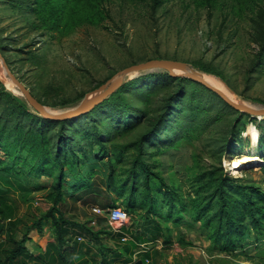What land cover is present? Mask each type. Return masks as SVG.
Returning a JSON list of instances; mask_svg holds the SVG:
<instances>
[{
    "label": "rangeland",
    "instance_id": "rangeland-1",
    "mask_svg": "<svg viewBox=\"0 0 264 264\" xmlns=\"http://www.w3.org/2000/svg\"><path fill=\"white\" fill-rule=\"evenodd\" d=\"M262 5L264 0H161L158 6L153 0H0V50L18 78L54 113L77 107L88 94L89 98L97 96L99 93L93 91L118 70L150 58L179 60L183 68L175 71L213 76L238 102L262 107L264 62L250 72L259 49L254 19ZM167 74L170 71L166 68L130 72L121 87L87 114L79 129L86 134H75L72 152L80 158L81 170L88 156L98 157L100 163L75 184H66L60 204L64 215L83 220L92 213L107 215L98 213L95 207L128 209L133 194L126 183L138 154V139L168 96L179 88ZM182 86L172 114L157 135L146 141L145 157L153 169L186 199L193 193L192 185H196L192 178L207 169L223 171L239 183L264 190V116L229 106L201 83L186 80ZM20 101L27 102L32 113H38L12 82L0 59V131L5 126L2 146L15 151L14 160L19 153L36 155L30 148L41 142L36 138L33 143V133L27 142H21L30 129L43 125L48 136L54 132L55 139L58 136L56 123L28 113L10 114L9 105ZM74 121L65 135L76 127ZM252 128L258 131L255 142L250 137ZM99 136L105 140L100 142ZM0 156L5 163L9 161L2 148ZM242 156H255L258 161H245L238 167L233 160ZM29 157L10 165L16 169L18 179L6 171L0 176L4 191L0 196L15 205L13 219H18L22 231L24 223L31 225L50 206L46 195L51 177L58 171L50 163L43 174L42 160L31 161ZM68 159H75L73 153ZM105 170L111 174L112 187L100 172ZM71 179L66 176L65 183ZM139 180L138 191H143V175ZM153 182L156 193L160 183L157 178ZM19 184L28 187L27 202L21 197ZM160 194L159 213L153 216L167 226L162 215L170 208ZM141 199L139 195L138 201ZM146 211L143 208L140 213ZM170 227L189 242L181 245L174 238L170 245L177 264H254V236L247 253L238 250L228 254L210 252V242L195 229H187L183 221L179 227ZM157 236L165 241L163 235Z\"/></svg>",
    "mask_w": 264,
    "mask_h": 264
},
{
    "label": "trees",
    "instance_id": "trees-1",
    "mask_svg": "<svg viewBox=\"0 0 264 264\" xmlns=\"http://www.w3.org/2000/svg\"><path fill=\"white\" fill-rule=\"evenodd\" d=\"M153 1L154 6H158L161 2V0ZM254 20V37L259 44V49L254 64L251 67V73L255 72L257 67L264 62V5L259 8L257 18ZM6 60L9 64L7 58ZM165 76L175 81L177 85H179V88L173 94L168 96L161 107V111L153 117L150 127L145 130L138 139V154L133 160V168L130 171V181L126 183L129 184L133 195L128 200V209H125L129 211L133 217L142 219L148 225L154 227L158 232H161L166 243H173L174 238L177 239L181 245L189 243L188 241H185L181 233L177 234L173 231V228L170 227L172 225L174 227H179L182 224V221L187 229H195L210 242V252L220 251L231 254L234 251L238 252V250H242L247 253V246L250 245V238L254 236L257 238V242L256 245L253 246L256 250L255 256L252 257V259L255 260L253 262L254 264H260L261 262L264 263V190L262 188L255 185L239 183L235 179L227 176L223 171L207 169L201 171L196 177L192 178V182H196V185H192L193 193L186 199L175 188L166 183L158 171L154 170L151 163L147 161L145 157L146 141L152 137V135H157L158 130L161 129L164 121L172 114L175 99L179 93L178 91L183 89V83L186 80L201 83L186 76H174L171 74ZM7 95L12 97L11 93H7ZM38 99L42 101L40 98ZM20 102L21 103L15 105H9L8 108L10 114L28 113L29 115H32L33 118H41V120L46 122L56 123L58 124V136L56 137L57 139H55L56 132L51 133L50 136H48L49 132L43 127V125L37 129H30L24 140L21 141L22 144L27 142L28 139L33 136L32 133L34 134L33 143L36 138H38L41 143L30 148V152L36 154L34 156L29 157L28 155L25 156L20 153L15 154L16 163L18 161L17 159L24 160L29 157L31 158V161L42 160V163L45 164L42 169L43 174L47 171V167L50 163H53L58 168V171L53 177H51L52 173L48 174L49 177L52 178V182L49 186L50 192L47 193L46 200L51 203V205L39 217H37L38 219H36L31 225L24 223L25 228L23 231L19 229L18 235L13 229V225L16 227L18 225V219H13L16 213V207L7 197L0 196V233L7 230V228H9L10 232L7 239V246L10 247L4 249L5 256L4 259L0 260V264H16L15 261L23 250L25 241L29 238V229L31 227L41 228V222L43 219L51 220L52 222L54 235L59 244L56 251L60 257L61 263L89 264L90 261L85 256L81 241L74 238L72 244L68 245V248H65V245L70 242L69 230L72 227H79L86 230L87 233H90L94 238H99L100 233L105 231V229L102 231H95L93 230V227L89 226L86 222H78L67 218L66 215H64L60 204L63 200L66 184H75L88 172L89 169L97 167L100 163L98 157L88 156L86 166L81 170L78 168L80 158L78 159V155L75 151L72 152L75 148L73 137L79 132H83L82 136L86 134L84 130L79 131V129L81 128L85 117L91 113L89 111L83 115L68 119H49L37 115L39 112L37 114L32 113L27 102ZM226 104L231 106L227 102ZM72 120H75L74 122L76 124L74 126L76 127L71 129L69 134L65 135L68 129L71 128L69 127V124ZM4 128L5 126L0 131V148H2L7 154L9 161L5 163V160L0 156V165L5 166L4 169L0 168V176L2 171H6L7 174L18 179L19 175L16 169L10 167V165L15 162L13 157V152L15 151L12 150V152L8 147L4 148L2 146V132L4 131ZM58 137L60 139H58ZM98 140L103 142L105 138L99 136ZM16 142L19 141L17 140ZM133 145H135V143H133ZM72 153L75 159L69 160L68 158ZM100 172L107 176L108 187H112L113 183L111 180V174L107 175L106 170ZM30 174L31 172L27 175L30 176ZM140 175H143V191H138ZM66 176L72 177L67 183H65ZM2 178L6 179V177ZM154 178H157L160 183L158 184L159 186L156 187V193L153 191ZM18 188L23 191L21 192V197L27 202L28 198L25 196L29 193L27 192L28 187L19 184ZM0 191L4 192L1 189V185ZM160 193L165 196L163 202L170 208L168 213L162 215L167 226H164L160 220L153 216L159 213L157 212V201L161 198ZM139 195L142 196L140 201H138ZM143 208L147 210L145 214L140 213ZM135 213H138L140 217ZM8 218L10 220L6 221ZM170 223L172 225H168ZM247 234L250 235L249 238H247ZM184 241L185 243H183ZM108 250V247L101 243L100 251L105 254ZM124 250L127 251L128 248H125ZM75 251H77L75 256L77 263L70 260ZM72 259L74 260V256Z\"/></svg>",
    "mask_w": 264,
    "mask_h": 264
},
{
    "label": "crops",
    "instance_id": "crops-1",
    "mask_svg": "<svg viewBox=\"0 0 264 264\" xmlns=\"http://www.w3.org/2000/svg\"><path fill=\"white\" fill-rule=\"evenodd\" d=\"M37 203L40 204L38 200ZM48 204L51 205V203ZM15 215L14 217H16ZM66 217L74 221L86 222L95 231L105 229L100 233L99 238H94L79 227H72L69 230L70 242L65 245V248L72 244L74 238L78 239L82 242L85 256L90 261L89 264H135L139 259H142L141 264H177V262H173L174 254L170 247L172 243L162 242L163 240L161 241L160 236L157 235L163 234L142 219L133 217L131 223L119 227L113 225L109 215L105 214L95 215L92 213L83 220L80 217L68 215ZM8 220L10 219L8 218L6 221ZM92 220H95V223H92ZM18 226L13 225L17 235L19 233ZM9 233V228L0 233V260L4 259V249L10 247L7 246ZM124 235H127L128 239L123 240ZM28 236L29 238L23 245V250L15 261L16 264H63L56 251L59 244L54 235L51 220L43 219L41 228L31 227ZM83 238L85 241L82 240ZM149 241H153V244L148 245ZM101 243L109 249L105 254L100 251ZM125 248L128 250L125 251ZM76 254L77 251L72 255L74 260L72 257L70 259L75 263H77ZM195 260L198 262L197 259Z\"/></svg>",
    "mask_w": 264,
    "mask_h": 264
},
{
    "label": "water",
    "instance_id": "water-1",
    "mask_svg": "<svg viewBox=\"0 0 264 264\" xmlns=\"http://www.w3.org/2000/svg\"><path fill=\"white\" fill-rule=\"evenodd\" d=\"M0 59L3 63L5 72L9 75L12 82L20 88L22 94L25 96V98L30 103V105L33 108H35L39 113H41L44 117L49 118V119H68V118H74V117L83 115L91 111L98 104H100V102H102L106 97H108L110 94L116 91L119 87H121L124 82V78L128 73L134 72V71L146 70V69H153V68H166L170 71L171 75L186 76L194 80H197L201 82L202 84H204L206 87L216 92L218 95H220L227 103H229L234 108L240 111L249 112L256 116H264V106L262 107L250 106V105L232 100L225 92H223V90L219 89L218 87L210 84L205 79H203L199 75V72L185 71V72L179 73L175 71V68H179V69L183 68V63L179 60L170 59V58H150L145 61L127 65L123 67L122 69L118 70L110 78L109 81L100 85L97 89L93 91V92L99 93L97 96L89 98V94H88L86 98L77 107L63 111V112L54 113V112L49 111L48 107L31 92V90L27 87V85L21 79L18 78V76L11 69L10 65L8 64L1 50H0ZM141 263H142V259H139L138 262L135 264H141Z\"/></svg>",
    "mask_w": 264,
    "mask_h": 264
},
{
    "label": "bare ground",
    "instance_id": "bare-ground-1",
    "mask_svg": "<svg viewBox=\"0 0 264 264\" xmlns=\"http://www.w3.org/2000/svg\"><path fill=\"white\" fill-rule=\"evenodd\" d=\"M187 69V68H186ZM186 71H189V70H186ZM191 71V70H190ZM199 75L205 79L207 82H209L210 84L218 87L219 89L223 90V92H225L232 100H235L238 102V99L232 95L229 91H227L225 88L222 87V85H220V83L213 77V76H210V75H207V74H202V73H199ZM10 86V84H9ZM241 103V102H240ZM244 104H247L249 105L248 103H244ZM252 106V105H250ZM49 109V108H48ZM50 111H52L51 109H49ZM257 134H258V131L257 129L255 128H252L251 129V138H253V141L255 142L257 140ZM252 141V140H251ZM257 144V143H256ZM247 146V145H246ZM255 147V146H254ZM246 148V147H245ZM256 148V147H255ZM254 149V148H253ZM255 151V150H254ZM249 152V151H248ZM250 154V153H249ZM228 155V154H227ZM234 164H236L238 167H241L243 165H245V161H252V162H255V161H258V158L257 157H249V156H242L241 158H235L233 160Z\"/></svg>",
    "mask_w": 264,
    "mask_h": 264
},
{
    "label": "built area",
    "instance_id": "built-area-1",
    "mask_svg": "<svg viewBox=\"0 0 264 264\" xmlns=\"http://www.w3.org/2000/svg\"><path fill=\"white\" fill-rule=\"evenodd\" d=\"M94 210L97 211L98 213H106L107 215H109L111 223L119 227L124 224L131 223L133 219L132 214L126 209L121 208L120 206L113 207L112 209L109 210L95 207ZM92 223H95V220H92ZM122 239L126 240L128 239V236L124 235Z\"/></svg>",
    "mask_w": 264,
    "mask_h": 264
}]
</instances>
